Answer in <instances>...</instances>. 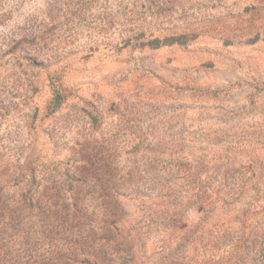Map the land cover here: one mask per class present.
I'll return each instance as SVG.
<instances>
[{
	"label": "rangeland",
	"instance_id": "obj_1",
	"mask_svg": "<svg viewBox=\"0 0 264 264\" xmlns=\"http://www.w3.org/2000/svg\"><path fill=\"white\" fill-rule=\"evenodd\" d=\"M0 264H264V0H0Z\"/></svg>",
	"mask_w": 264,
	"mask_h": 264
},
{
	"label": "trees",
	"instance_id": "obj_2",
	"mask_svg": "<svg viewBox=\"0 0 264 264\" xmlns=\"http://www.w3.org/2000/svg\"><path fill=\"white\" fill-rule=\"evenodd\" d=\"M61 103L60 99L56 101V105H59Z\"/></svg>",
	"mask_w": 264,
	"mask_h": 264
}]
</instances>
